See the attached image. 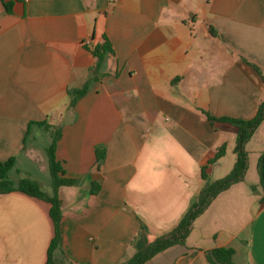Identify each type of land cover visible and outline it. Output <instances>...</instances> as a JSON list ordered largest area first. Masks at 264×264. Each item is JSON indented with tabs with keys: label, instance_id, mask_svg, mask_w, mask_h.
Returning a JSON list of instances; mask_svg holds the SVG:
<instances>
[{
	"label": "crops",
	"instance_id": "0c3cea01",
	"mask_svg": "<svg viewBox=\"0 0 264 264\" xmlns=\"http://www.w3.org/2000/svg\"><path fill=\"white\" fill-rule=\"evenodd\" d=\"M105 36L114 54L98 66L91 48ZM245 59L264 77V0H0V161L15 157L10 178L41 187L40 149L52 132L37 122L48 121L62 130L57 160L77 180L59 189L55 264H126L178 223L223 143L208 173L222 178H213L221 162L224 176L231 171L237 128L203 110L257 114L264 78ZM88 81L70 109L69 91ZM260 132L264 121L246 145L244 180L195 220L186 244L146 264H212L217 247L233 248L236 264H264ZM51 207L20 190L0 194V264H47Z\"/></svg>",
	"mask_w": 264,
	"mask_h": 264
},
{
	"label": "trees",
	"instance_id": "16d2710c",
	"mask_svg": "<svg viewBox=\"0 0 264 264\" xmlns=\"http://www.w3.org/2000/svg\"><path fill=\"white\" fill-rule=\"evenodd\" d=\"M8 9L10 8L8 7ZM91 50L94 56L98 58V66L101 65L107 55L114 54L112 43L107 36H105L102 43L97 44L94 48H91ZM245 61L253 65L257 72L263 77L261 68L257 64L251 63L246 59ZM90 86L91 82L88 81L81 89L69 91L70 99L68 107L70 109L76 105L79 99L87 94ZM203 112L210 120L227 122L237 128V138L234 147L237 159L233 168L226 176L220 179L212 180L210 178L208 173L209 164L217 162L227 152V144L223 143L218 148L215 156L209 160L208 164L202 166L201 177L204 180V184L196 197H194L189 209L182 215L178 223L156 237V239L146 247L138 250L126 264H146L155 255L169 247L176 244H186V240L192 230L195 220L209 208L221 192L230 188L233 184L244 180L249 166V156L246 145L264 121V101L260 103L257 114L251 119L229 116L216 117L207 110H203ZM37 123L46 130L52 132V141L47 147L46 152L52 178L53 193L49 194L43 191L40 184L30 178H23L18 182L12 180L10 178V172L16 165V158L11 157L6 161H0V194L20 190L52 204L50 214L55 225V236L48 250L47 264H55L54 251L61 243V222L63 218L62 200L59 196V189L63 186H72L76 184L77 180L66 176L65 169L56 157L57 143L62 135L61 127H55V129L51 130L53 125L48 121H40ZM96 155L97 165L100 167L106 155L105 147L98 145L96 147ZM257 168L262 187L260 201L264 202V151L258 159ZM91 186V192L93 194H97L100 191L99 183L93 182ZM234 253L235 251L233 248L217 247L209 252L208 259L212 264H236L233 260Z\"/></svg>",
	"mask_w": 264,
	"mask_h": 264
},
{
	"label": "rangeland",
	"instance_id": "374dc122",
	"mask_svg": "<svg viewBox=\"0 0 264 264\" xmlns=\"http://www.w3.org/2000/svg\"><path fill=\"white\" fill-rule=\"evenodd\" d=\"M51 139H52L51 134L49 133L48 135L44 137V144L49 146ZM262 140H264V134L260 132V134H258L257 138L254 140L253 146L257 145ZM46 147L40 149L39 158L42 159V163L39 164V168L42 169L40 173V182H41L42 190L52 194L53 193L52 178H51L50 170L48 167V156L46 152V149H47ZM224 170H225V164L221 162V164L217 166L216 170L214 171L213 178H215L219 174H222V176L224 177V174H225Z\"/></svg>",
	"mask_w": 264,
	"mask_h": 264
}]
</instances>
